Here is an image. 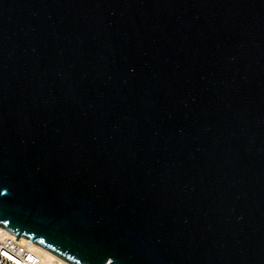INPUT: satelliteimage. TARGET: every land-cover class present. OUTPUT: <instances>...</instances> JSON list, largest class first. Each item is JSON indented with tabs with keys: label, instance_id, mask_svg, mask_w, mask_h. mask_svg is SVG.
<instances>
[{
	"label": "water",
	"instance_id": "95a60500",
	"mask_svg": "<svg viewBox=\"0 0 264 264\" xmlns=\"http://www.w3.org/2000/svg\"><path fill=\"white\" fill-rule=\"evenodd\" d=\"M0 193L65 264H264V0H0Z\"/></svg>",
	"mask_w": 264,
	"mask_h": 264
},
{
	"label": "built area",
	"instance_id": "2783aa9c",
	"mask_svg": "<svg viewBox=\"0 0 264 264\" xmlns=\"http://www.w3.org/2000/svg\"><path fill=\"white\" fill-rule=\"evenodd\" d=\"M7 233V232H6ZM32 241L7 233L0 238V264H40Z\"/></svg>",
	"mask_w": 264,
	"mask_h": 264
},
{
	"label": "bare ground",
	"instance_id": "6f19581e",
	"mask_svg": "<svg viewBox=\"0 0 264 264\" xmlns=\"http://www.w3.org/2000/svg\"><path fill=\"white\" fill-rule=\"evenodd\" d=\"M6 234L7 233L5 231L0 229V238L5 236ZM33 248V250L38 254L40 258V264H65L45 250H42L41 248L36 246H34Z\"/></svg>",
	"mask_w": 264,
	"mask_h": 264
},
{
	"label": "snow or ice",
	"instance_id": "6c2138e0",
	"mask_svg": "<svg viewBox=\"0 0 264 264\" xmlns=\"http://www.w3.org/2000/svg\"><path fill=\"white\" fill-rule=\"evenodd\" d=\"M0 195H3V193H0ZM109 264H111V262H109Z\"/></svg>",
	"mask_w": 264,
	"mask_h": 264
}]
</instances>
